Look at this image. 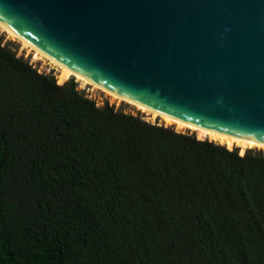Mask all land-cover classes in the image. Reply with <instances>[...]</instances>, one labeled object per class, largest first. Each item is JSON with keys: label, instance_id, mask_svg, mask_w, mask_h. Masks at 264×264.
Instances as JSON below:
<instances>
[{"label": "trees", "instance_id": "trees-1", "mask_svg": "<svg viewBox=\"0 0 264 264\" xmlns=\"http://www.w3.org/2000/svg\"><path fill=\"white\" fill-rule=\"evenodd\" d=\"M0 40V264H264V152L97 105Z\"/></svg>", "mask_w": 264, "mask_h": 264}, {"label": "water", "instance_id": "water-1", "mask_svg": "<svg viewBox=\"0 0 264 264\" xmlns=\"http://www.w3.org/2000/svg\"><path fill=\"white\" fill-rule=\"evenodd\" d=\"M0 25L159 115L264 142V0H0Z\"/></svg>", "mask_w": 264, "mask_h": 264}, {"label": "rangeland", "instance_id": "rangeland-1", "mask_svg": "<svg viewBox=\"0 0 264 264\" xmlns=\"http://www.w3.org/2000/svg\"><path fill=\"white\" fill-rule=\"evenodd\" d=\"M0 40L2 41V44L8 43L9 46L16 50L17 55H23L24 58L29 59V62L35 67L39 72L42 73H52L56 81L61 77L62 75V69H59L58 66L51 63L50 61L44 59V61H33V55H36V51L29 47L28 45H24L21 41H19L16 37L10 36V34L6 33L0 28ZM36 58L38 59L39 56L36 55ZM74 78L75 82L78 85V90L83 91V93L93 100L97 105H102L103 103H108L109 105H112L115 109L120 110L124 113L131 114V115H137L140 116L144 121L149 123H158L163 124L161 119L159 117H156L154 120L152 119V114L148 113L145 110L136 109L133 105H130L124 101H119L116 99H112L110 95H108L106 92L101 90L100 88L94 87L92 84H82L80 81H77V79L74 76H71ZM70 79V78H69ZM68 80V79H67ZM66 80V81H67ZM161 121V122H160ZM174 128V126H172ZM181 132H189L190 134H194L199 139L202 137H199L196 132L183 130ZM253 149V148H249Z\"/></svg>", "mask_w": 264, "mask_h": 264}, {"label": "bare ground", "instance_id": "bare-ground-1", "mask_svg": "<svg viewBox=\"0 0 264 264\" xmlns=\"http://www.w3.org/2000/svg\"><path fill=\"white\" fill-rule=\"evenodd\" d=\"M0 28L3 31H5L6 33L10 34V36L16 37L11 31L6 29L2 25H0ZM22 43L24 45H27L24 42H22ZM35 51H36L35 52L36 55L39 56V58L37 59L36 55H33V61L34 60L44 61V59H46V60L50 61L51 63L55 64L56 66H58L59 69H62V74H61L62 76L59 77V79H58V81H60V82H64L67 79H69L71 76H74L77 79V81H80L82 84H89V85L92 84L94 87L100 88L101 90L106 92L108 95H110V97H112V99H116V100H119V101H124V102H126V103H128L130 105H133L138 110L141 109V110L147 111L148 113H151L153 120L156 117H159L161 119L162 123H164L165 126H174V129H175L176 132H181L183 130H188V131L196 132L199 137H204L205 136L209 140H211L212 142H215V143L220 144V145H224V146H227V147H231V146L235 145L237 147L253 148V149L261 150V151L264 152V142L251 141V140H247V139H241V138H238V137H230V136H227V135H222V134H217V133H213V132L197 129L196 127H193L191 125L182 123L180 121H176L175 119H172L170 117L159 115L158 113H156L154 111H150L149 109H147L146 107H144L142 105H139L137 103H134L132 101H129L127 99L119 97L118 95H116V94H114V93H112V92H110V91H108V90H106V89H104L102 87H99L98 85H95V84L91 83L87 79H85V78L73 73L69 69H67V68H65L63 66H60L57 63L53 62L52 60L46 58L39 51H37V50H35Z\"/></svg>", "mask_w": 264, "mask_h": 264}]
</instances>
